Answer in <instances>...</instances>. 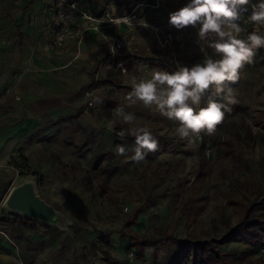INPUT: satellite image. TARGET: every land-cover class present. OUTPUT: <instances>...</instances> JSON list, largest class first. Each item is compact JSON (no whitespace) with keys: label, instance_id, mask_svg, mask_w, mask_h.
<instances>
[{"label":"rangeland","instance_id":"374dc122","mask_svg":"<svg viewBox=\"0 0 264 264\" xmlns=\"http://www.w3.org/2000/svg\"><path fill=\"white\" fill-rule=\"evenodd\" d=\"M75 1L96 20L74 25L75 31L86 26L82 38H69L56 50L48 49L52 38V20H48L42 52L59 57L56 70L13 72L3 87L10 92L28 83L26 93L59 101L63 111L55 124L36 133L39 141L46 142L41 146L44 161H39L46 172L33 170L28 158L17 156L10 161L14 167L0 174V264H106V255L127 261L130 252L137 264L173 263L178 251L174 242L158 250L146 244L139 252L134 244L129 246L130 235L152 240L165 235L215 238L223 240L219 247L234 264H264V247L226 237L252 202L257 205L254 217L264 218V48L241 70L240 79L229 84L238 103L230 105L232 111L225 113L215 133L201 132L189 143L175 134L177 122L154 106L139 101L129 106L125 97L132 90L133 76L147 79L152 68L174 72L177 65L192 67L202 62L205 52L212 53L199 39V25L178 29L169 23L170 13L190 0ZM6 11L0 5V16ZM241 11L244 18L251 14L250 7ZM120 18L132 24L118 23ZM140 20L147 26L141 27ZM13 21L0 22V49L8 46ZM241 26L239 39H247L256 28L252 23ZM30 27L31 33L37 32L35 23ZM11 44L20 45L16 39ZM209 98L222 99L207 93L200 107H206ZM117 107L135 115L133 125L115 115ZM65 108H71L72 114ZM28 109L34 112L32 106ZM84 110L93 117L86 131L77 122ZM144 125L158 140V151L144 161L125 162L126 156L134 155L135 138L120 139L117 133ZM117 145L126 148V156L116 154ZM31 172L40 177V194L69 210L89 231L69 236L1 210L11 186ZM69 183L82 185L84 203L69 206ZM132 218L135 224L126 226Z\"/></svg>","mask_w":264,"mask_h":264},{"label":"clouds","instance_id":"9594fccd","mask_svg":"<svg viewBox=\"0 0 264 264\" xmlns=\"http://www.w3.org/2000/svg\"><path fill=\"white\" fill-rule=\"evenodd\" d=\"M249 7L251 14L244 18L241 10L247 11ZM121 20L131 23L128 18ZM169 23L178 29L199 25V39L212 53L205 52L202 62L192 67L177 65L174 72L152 68L147 79L133 76L132 90L125 99L129 106L137 101L145 107L154 106L162 116L178 123L175 134L181 140L188 139L192 143V137H198L201 132L213 135L225 113L232 111L230 105L238 103L229 84L240 79L241 70L246 64L253 63L257 50L264 48V31L261 30L264 29V0H190L170 13ZM242 23L256 25L247 39L238 38L243 31ZM139 24L147 26L143 20ZM210 35L217 39L209 41ZM201 50L204 51L203 46ZM207 93L222 99L209 98L206 107H200ZM115 115L122 117L128 125H133L136 119L123 107H117ZM115 124L116 120L110 121L111 126ZM117 135L120 139L126 135L135 138L134 155L130 157L126 156L124 146H116V154L126 156L125 162H141L149 153L158 151L159 142L146 125L121 130Z\"/></svg>","mask_w":264,"mask_h":264},{"label":"crops","instance_id":"0c3cea01","mask_svg":"<svg viewBox=\"0 0 264 264\" xmlns=\"http://www.w3.org/2000/svg\"><path fill=\"white\" fill-rule=\"evenodd\" d=\"M49 4H51L49 0H0V5L7 10V15L0 16V22L4 18L14 20L13 29L10 31L12 35L7 41L8 46L0 49V174L2 171L9 172L8 170L14 167L10 161L17 156L23 159L28 158L33 170L46 172L45 170L48 169L46 166L42 168L39 163V161H44L46 152L42 151L41 146L46 142L39 141L36 133L46 124L56 123L63 111L61 104L59 101L44 99L45 97L37 96L32 92L26 93L25 89H29L28 83H23L18 90L11 89L10 92H5L3 87L13 72L33 70L38 67L56 70V64L61 63L57 61L59 57L42 52V45L46 38V33L43 32L48 20L51 19L48 11ZM88 5L90 6L87 4L86 7ZM8 21L6 25H9ZM33 23L36 24L38 33L30 32V25ZM37 34L41 35L37 36ZM15 39L16 44L20 43V45L11 44L9 46ZM20 92L23 101L19 103ZM31 106L34 109L33 113H30L28 109ZM103 107L106 108L107 105L104 104ZM65 109L68 114H72L71 108ZM77 122L80 128L86 131L92 127L93 117L90 112L84 110L77 117ZM31 173L36 175L35 172ZM69 185V206L84 203L87 197L82 185L74 187L71 183ZM63 211L70 212L67 209Z\"/></svg>","mask_w":264,"mask_h":264},{"label":"trees","instance_id":"16d2710c","mask_svg":"<svg viewBox=\"0 0 264 264\" xmlns=\"http://www.w3.org/2000/svg\"><path fill=\"white\" fill-rule=\"evenodd\" d=\"M39 183L40 179L38 180ZM256 207V203L252 202L237 224L228 229L226 234L228 241H239L247 245L264 247V218L254 217L252 212ZM135 216L136 213L133 218ZM133 218L125 223L126 226L135 224ZM127 239L130 240L129 246L134 244L139 248V252L146 244L156 247L158 250L167 242H174L178 246V251L172 264H234L227 259V253L219 247L223 240L215 238L201 240L195 237L178 238L165 235L162 239L152 240L130 235ZM103 260L106 264H129L128 261L116 259L109 255H106Z\"/></svg>","mask_w":264,"mask_h":264},{"label":"water","instance_id":"95a60500","mask_svg":"<svg viewBox=\"0 0 264 264\" xmlns=\"http://www.w3.org/2000/svg\"><path fill=\"white\" fill-rule=\"evenodd\" d=\"M1 210L53 227L69 236H81L89 231L85 224L40 194L35 175L22 177L11 186L1 203Z\"/></svg>","mask_w":264,"mask_h":264},{"label":"built area","instance_id":"2783aa9c","mask_svg":"<svg viewBox=\"0 0 264 264\" xmlns=\"http://www.w3.org/2000/svg\"><path fill=\"white\" fill-rule=\"evenodd\" d=\"M52 20V38L49 43V50H56L61 47L69 38L81 39L87 30L86 26L75 31L74 25L82 23L86 25L96 20L89 12L82 10L75 0H54L49 8ZM118 48V46H117ZM129 264H137L134 253L127 255Z\"/></svg>","mask_w":264,"mask_h":264},{"label":"bare ground","instance_id":"6f19581e","mask_svg":"<svg viewBox=\"0 0 264 264\" xmlns=\"http://www.w3.org/2000/svg\"><path fill=\"white\" fill-rule=\"evenodd\" d=\"M121 19H123V18H120V19L118 20V23H122V22H123Z\"/></svg>","mask_w":264,"mask_h":264}]
</instances>
